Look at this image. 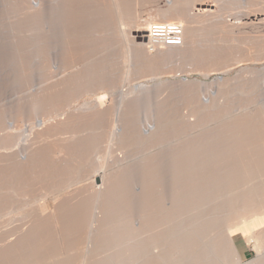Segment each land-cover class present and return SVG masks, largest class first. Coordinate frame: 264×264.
<instances>
[{
    "label": "rangeland",
    "instance_id": "374dc122",
    "mask_svg": "<svg viewBox=\"0 0 264 264\" xmlns=\"http://www.w3.org/2000/svg\"><path fill=\"white\" fill-rule=\"evenodd\" d=\"M116 1L118 10L112 0H50L51 9L42 12L29 10L24 0L20 6H25L26 11L18 8L22 14L17 10L9 12L5 14V25L0 23V45L5 55L0 82V264H18L23 258L26 263L33 262L38 256H41L38 260L43 261L42 256L47 260V254L58 258L66 256L65 243L74 242L78 236L82 237L81 241L86 239L84 244L92 248V255L97 254L93 256L95 262L88 264H96V261L98 264L99 250L103 248L110 249L116 243L122 246L124 241L123 246L127 242L126 246L131 248H138L143 241L149 243L147 239L146 242L124 233L141 231V237L146 238L148 235L143 233L146 229L142 231L146 225L150 226L149 231L153 227L155 236L168 241L166 231L172 229L167 227L162 231L160 227L170 226L175 220L179 222L177 218L184 223L197 207L192 199H203L201 189L215 194L224 175L231 179L229 168L236 166L232 159L242 150V139L264 138V100L261 98L264 86L256 83L252 93L246 88L249 80L257 82L258 72L264 69V0H194L193 3L184 0L187 2L182 1L184 4L180 0L179 3L177 0ZM24 12L30 21L24 19ZM52 13H57V17L51 16ZM46 15H50L51 20L48 17L45 20ZM118 16L123 17L122 21ZM163 17L165 21L161 20ZM42 21L50 22V26L44 24L46 27H43L46 39L48 32H57L62 49V55L59 54H66L65 59L64 56L60 59L71 65L62 63L64 66H60L56 61L60 59L52 61L41 53L34 65H30L29 60L33 61L36 54L25 48L24 32L26 38L35 37ZM173 22L200 30L194 41L202 45L196 43L189 57L158 64L159 69L153 58L156 52L152 51L150 58L145 55L135 45L140 41L135 36L151 24ZM18 33L23 35V44L19 42ZM153 67L159 70L154 71ZM61 71L66 75L60 79ZM35 72L36 76H32ZM228 79L234 80L233 87L229 88L233 82L229 81L228 85ZM153 86L163 91L160 97L164 96L156 99V107L153 101L148 111L149 116L151 114L148 128L143 129L141 124L138 127L140 138L151 140L140 144L126 134L124 138L122 129L127 123L128 108L137 111L142 94ZM176 86L185 91L200 90L198 113H191L193 107H189L190 111L185 101L188 98L174 91ZM219 87L220 95L212 101L219 104V109H207L208 98ZM260 112H263L261 116ZM156 114H165L161 116L169 124L161 136L153 138L150 133L151 137L147 138ZM51 130H55V136ZM45 132L49 136L44 137ZM215 141L217 146L213 144ZM172 165L179 166L177 177L163 182L162 173H168ZM260 166L263 164H255V167ZM137 171L143 180L139 187L141 197L131 181L133 172ZM228 172L230 177H227ZM92 183H97L100 189L101 197L97 201L93 199L97 191ZM191 201L195 207L191 206ZM251 212L248 213L250 222L263 226L264 209ZM242 213L238 210L236 214L242 216ZM82 216L87 217L85 230L79 227ZM240 219L242 221V218H234L230 224L235 225ZM162 232L166 235L161 236ZM115 234L119 240L121 238L120 243L112 238ZM89 236L92 238L87 242ZM234 242L241 262L257 257V250L249 246L241 234L235 236ZM162 247L158 249L163 251ZM27 251L30 254L34 251L33 261ZM73 252L72 260L76 256ZM58 258L53 262H59ZM155 262L151 264L159 263Z\"/></svg>",
    "mask_w": 264,
    "mask_h": 264
},
{
    "label": "bare ground",
    "instance_id": "6f19581e",
    "mask_svg": "<svg viewBox=\"0 0 264 264\" xmlns=\"http://www.w3.org/2000/svg\"><path fill=\"white\" fill-rule=\"evenodd\" d=\"M4 0H0V23L2 22V25L4 24L5 25V22H7V18L5 14L9 13V12H13V11H16L18 8V10H24L23 7L25 6H20L23 4L24 0H9L8 2H6L4 4L3 2ZM156 1V0H155ZM178 1V0H177ZM181 2L184 1V0H180ZM232 1V0H231ZM26 2V0H25ZM49 2L50 0H27V7L29 8V10H41L42 12H46L48 11V9H51L50 6H49ZM145 2V1H144ZM187 2H189L187 0ZM186 1H184V3H187ZM191 3L194 2V0L190 1ZM113 5L117 8L118 10V4L116 0H112ZM156 3V2H155ZM179 3V1H178ZM176 2V4H178ZM183 3V2H182ZM181 3V4H182ZM183 3V4H184ZM152 4V3H151ZM175 4V5H176ZM181 4H179V6H181ZM182 4V5H183ZM153 5V4H152ZM174 5V6H175ZM155 6V5H154ZM177 6V5H176ZM176 6H175V9H176ZM21 7V8H20ZM140 7V6H139ZM134 8V7H133ZM156 8V7H155ZM158 8V7H157ZM178 8V6H177ZM17 10V11H18ZM18 11V12H20ZM26 11V10H24ZM17 12V13H18ZM23 12V11H22ZM16 13V12H15ZM25 13V12H24ZM23 13V14H24ZM19 14H22L21 12ZM57 13H52L51 16H56ZM167 16V15H166ZM164 16V17H166ZM24 19H27L28 21H30V18L29 15L27 14V12L25 13L24 15ZM28 17V18H27ZM48 17V19L51 20L50 18V15H46V17H44V19L46 20ZM120 18V16H118ZM162 18L161 20L165 21L166 18ZM168 17V16H167ZM34 18V17H32ZM36 18V17H35ZM43 19V20H44ZM123 19V17H122ZM122 19L120 18L119 20L122 21ZM32 20V19H31ZM41 20V19H40ZM118 20V19H117ZM54 27L56 26V28L58 27L56 23H54V21H52ZM56 22V21H55ZM117 22V21H116ZM43 23V24H42ZM41 23V27L40 29L37 31V35L34 37L32 36V38H30L29 36L26 38L25 35L26 33L24 32V39L26 40L27 42V45L25 48H27V50L29 51H32L34 50L35 52H33L34 54H36L35 56H33V61L30 59V65L32 63L31 66L34 65V61L36 59H38V57L40 56L39 53H41L43 56L45 57H51L52 61L53 60H56V58L60 59L64 56V59H65V53L63 52V56L62 55V49L61 47L59 48V36L56 33L54 34H51V32H48L47 34V37H48V40L46 39V35H44V28L43 27H46L44 26V24L50 26V22L48 23L47 21H42ZM173 23H177V24H180L182 27H183V37H182V42H181V45H178V46H171V47H163V46H151L150 45V41H148V36H147V32H148V29H149V26L147 27V29H140L137 33V35L135 36L137 38V40H140V41H137L135 45H137V47H139L141 49V51L144 53L145 52V55H149L148 57H152V55H150V53L152 51H155L154 55H153V58L156 59V61L154 62V60L152 62L156 63V67H158L160 69V67L158 66V64L161 66V64H164L165 62H171V61H179L183 58H186V57H189L192 53V51L194 50L193 47L195 46L196 43L198 44H201L202 43H199L198 41H194L195 37H198L197 35H200L198 34L200 32V30L198 31L196 28H192V27H188V25L185 26L180 23V22H173ZM120 24V23H119ZM154 24H161V23H154ZM162 24H172V23H162ZM153 25V24H151ZM117 28V26H116ZM123 29V28H121ZM199 29V28H198ZM123 31V30H122ZM20 32V31H18ZM53 33V32H52ZM125 33V32H124ZM119 35V34H118ZM124 36V35H123ZM126 36V34H125ZM18 38H19V42H21V44H23V35L19 34L18 33ZM117 39V38H116ZM127 37L124 39L125 42H127ZM195 42V43H194ZM194 43V45H193ZM197 44V45H198ZM196 45V46H197ZM200 47V46H199ZM3 47H1L0 45V82L2 81V76L3 75V66H1V63L3 60H5V55L3 53ZM39 48V49H38ZM59 49H61L59 51ZM139 49V50H140ZM252 49V48H251ZM250 52V51H249ZM61 53V55L59 54ZM142 53V54H143ZM144 55V56H145ZM69 56V54H68ZM4 58V59H3ZM72 58V57H71ZM56 60L60 66H64L65 64L67 65H71L69 63H66L63 61H66V60ZM70 59V58H69ZM145 59H146V56H145ZM144 59V60H145ZM152 60V59H151ZM158 60V61H157ZM55 61V62H56ZM62 61V62H61ZM150 61V60H148ZM147 61V62H148ZM217 61V60H216ZM73 62V61H72ZM77 62V60H76ZM150 62V63H152ZM158 62H161V63H158ZM224 62V61H223ZM64 65H63V64ZM75 63V62H74ZM217 63V62H216ZM219 63V62H218ZM62 64V65H61ZM214 64V63H213ZM220 64V63H219ZM223 64V63H222ZM56 65V64H54ZM58 65V64H57ZM216 65V64H215ZM210 66V65H208ZM67 68V66H65ZM70 67V66H69ZM149 67H152L149 65ZM155 67V65H154ZM153 67V68H154ZM57 68H59L57 66ZM64 67H62L63 69ZM65 68V69H66ZM152 68V69H153ZM158 68H154V71H157ZM60 68V70H62ZM70 69V68H69ZM73 69V68H72ZM107 69V68H106ZM111 69V68H110ZM151 69L150 72H153ZM156 69V70H155ZM158 69V70H159ZM63 71V70H62ZM61 71V72H62ZM71 71V69H70ZM103 71V70H102ZM110 71V70H109ZM60 72V73H61ZM105 72V70H104ZM111 72V71H110ZM59 73V72H58ZM62 72L60 76V79L63 77H65L66 73ZM108 73V72H107ZM252 73V72H251ZM259 79L256 80L257 82H254L252 80H249L250 82L247 84L246 88L248 90L249 93H252L255 88H256V83H260L264 86V69L260 70L259 72ZM32 76H36V72L33 74L31 73ZM71 74V73H70ZM73 74V73H72ZM104 74V73H103ZM91 75V74H90ZM107 75V74H105ZM30 76V75H28ZM102 76V74H101ZM103 77V76H102ZM67 78V77H66ZM89 78V77H88ZM94 78V76H93ZM69 79V78H67ZM66 81V80H65ZM64 81V82H65ZM102 81V80H101ZM229 81H232L233 84L230 87H233L235 82L234 80H230L228 79L227 83L229 85ZM59 82V81H57ZM224 82V81H223ZM230 82V84L232 83ZM72 83V82H71ZM100 83V82H99ZM221 83V82H220ZM61 85H63L62 83H60ZM66 84V83H65ZM84 84V83H83ZM87 86L88 87V82H86ZM223 85L226 86V83H222ZM90 85V84H89ZM227 85V86H228ZM68 86V85H66ZM56 87V86H55ZM62 87V86H61ZM223 87V86H222ZM67 89V87H65ZM91 88V87H89ZM88 88V89H89ZM224 88V87H223ZM228 88V90H230ZM84 89V88H83ZM226 87L223 89L224 91H226ZM52 90H55V89H52ZM63 90V89H62ZM221 90V87H219L217 89V91L215 92V94H212L210 95V98H208V101L206 103V108L207 109H219L218 108V105L213 101V99L216 98L217 95H220L219 92ZM227 90V91H228ZM87 91V90H86ZM162 90L158 87V86H153L151 89L149 90H146L144 91V93L142 94V98L137 102V104L139 105V108L138 110L134 111V108H128L129 111L126 113V119H127V123L126 125H124L123 129H122V134H123V131H124V136L126 134V136L128 138H133L134 141H138V143L140 144H146L147 141H150L151 139L149 140H145V139H142L140 138L139 136V129L138 127L140 126V124L142 125V128L144 129V127L147 129L148 127V122H149V109H151L150 107H152L151 105L153 104V101H155V107H156V99H161L162 97H160V92ZM165 91V90H164ZM174 91L178 92L179 94L181 95H184V97L186 96L187 100L186 101V106L189 107H193L192 109L194 110V112H191V113H198L199 112V106H198V96H199V91L198 89H194L193 90H182L181 86H176L174 88ZM202 91V89H201ZM55 92V91H54ZM89 92V91H88ZM163 92V91H162ZM57 93V91H56ZM166 93V92H165ZM168 93V92H167ZM166 93V94H167ZM55 94V93H53ZM68 94V93H67ZM163 94V93H162ZM165 94V95H166ZM169 94V93H168ZM160 97V98H159ZM53 98V96H52ZM262 100H264V95L261 96ZM66 99V98H65ZM158 100H157V103H158ZM62 103V102H61ZM60 103V104H61ZM185 104V103H184ZM63 105V104H62ZM154 105V104H153ZM60 106V105H59ZM131 107V106H130ZM11 108V107H10ZM154 108V107H153ZM157 109V108H156ZM190 109V108H189ZM154 110V109H153ZM152 110V111H153ZM9 111V110H8ZM7 111V112H8ZM104 111V110H103ZM106 111V110H105ZM107 111H110L107 109ZM149 111V112H148ZM157 111V110H156ZM156 111L154 113H156ZM191 111V109H190ZM102 113V112H101ZM110 113V112H109ZM153 114V112H152ZM260 116L261 114H263V112H260L258 113ZM100 115V114H99ZM163 115V114H161ZM160 114H156V120L154 122V127L152 130H149V133H147V138L150 136V133L152 134V136H154L153 138H157L159 136H161L165 130V128L167 127V124H169V121L167 122L166 119L161 116ZM8 116V115H7ZM92 116V115H91ZM101 116V115H100ZM74 117V116H73ZM92 118V117H91ZM102 118V117H101ZM109 118V117H108ZM124 118V119H125ZM169 118V117H168ZM104 119V118H103ZM68 121V119H67ZM103 122V121H101ZM59 123V122H58ZM244 123V122H243ZM241 124V122H240ZM64 125V124H63ZM62 125V126H63ZM65 125H67V123H65ZM64 125V126H65ZM70 125V124H69ZM245 125V124H244ZM108 126V125H107ZM246 126V125H245ZM244 126V127H245ZM54 127V126H53ZM52 128V126H51ZM55 128V127H54ZM61 128V127H60ZM101 128V127H100ZM99 128V129H100ZM103 128V127H102ZM101 128V129H102ZM49 129V128H47ZM60 130V129H59ZM53 131L54 135L52 134V136H55V130H51ZM48 132V131H47ZM59 132V131H58ZM62 133V131H61ZM105 133V132H104ZM50 134V132H49ZM60 134V133H59ZM121 134V135H122ZM44 135V134H42ZM49 136L46 132H45V136L46 137ZM58 134L56 133V136ZM120 135V137H121ZM126 136L124 138H126ZM131 136V137H129ZM256 136V135H255ZM264 137V135H262ZM123 137V136H122ZM151 137V136H150ZM251 137V136H250ZM40 138V136L38 137ZM253 138V137H252ZM254 139H249V138H243L242 140H244L243 145V148L242 150L240 151V149H238L239 151V154L237 155L236 152H234L237 156L233 155L234 158L232 160H234L233 162L236 163V166L235 164L233 165L234 167H231L229 169L232 170V175L229 174L228 172V175L227 177H230L231 176V179L230 178H224L226 175H224L223 178H221V183L219 181V178H216L215 180H218L217 183H220L219 186L217 187L218 190H216V193L213 194V193H209L208 192V189L207 191L205 190H202L201 188V198L203 199H200L199 200H195V199H192L194 200V203L196 204L195 206L196 209H192L191 211L193 212L192 214H190V216H188L187 218H185V221L184 223L180 222V220L177 218V220L180 222H176V225L172 226V224H174L175 222H171L170 223V226H168L169 222L167 223L168 225L164 228L163 224L162 226L163 227H160V230L162 229H165L168 227V228H171L170 230L171 231H166L167 233V239H161L159 238L158 235L155 236V234H153L152 232L155 233L154 229L152 230L151 228V232L149 231V228L148 226L149 225H146V228H143L142 231H144L146 229V231H144L143 233L145 235H148L150 237H146L143 236L141 237V231L138 232L137 234L136 233H133L130 232V231H124L125 234H130L128 236L131 237V235H135V237H137L136 239H139V240H149V243H146L144 244L143 242H140L141 246H139L138 248H131L130 246H126V244H128L127 242L124 244L125 246H123V243L125 242H122L121 245L122 246H116L118 243H116V245L114 244L115 247H113L112 245L110 247V249H108L107 247L106 248H103L101 250H99V252H101L100 254L98 252L99 255H101V258H100V261L98 264H151V263H154L156 260L159 262H155V263H158V264H264V225H260L258 226L259 223H257L256 221H253V222H250V218L248 216V213H252L251 211H255L257 208H260V209H264V138H261L259 139V137L257 138L254 137ZM257 138V139H256ZM123 139V138H122ZM41 140V139H40ZM35 141V140H34ZM34 143V142H33ZM214 146H217L218 145V142L215 141L214 143ZM219 148V147H218ZM240 148V147H239ZM58 149V148H57ZM61 150V149H60ZM237 151V150H236ZM57 153L61 152L59 151V149L56 151ZM226 152V151H225ZM246 152V153H245ZM254 154V155H250V156H246V154ZM60 154V153H59ZM227 154V152H226ZM233 154V153H232ZM224 156H225V153H224ZM230 156V155H229ZM233 156H230L231 158ZM246 156V157H245ZM6 157V156H5ZM9 157V156H7ZM203 157V156H202ZM229 157V158H230ZM239 157V158H238ZM4 158V157H3ZM10 158H13V157H10ZM204 158V157H203ZM223 158V156H222ZM228 158V157H227ZM33 159V158H32ZM224 159V158H223ZM226 159V157H225ZM6 160V159H5ZM9 161V160H8ZM33 161V160H32ZM7 162V161H6ZM4 162V163H6ZM8 163V162H7ZM230 164V163H228ZM228 164H227V170H228ZM232 164V163H231ZM254 164V165H253ZM255 164H263V166H260L261 168L259 167H255ZM10 165V164H9ZM8 165V166H9ZM177 165V164H176ZM174 166L172 165V167H169L170 171L168 173H165L162 175H164L162 181L163 182H166V181H172V177H177V170L179 169V166ZM93 165H91L92 167ZM174 166V167H173ZM231 166V165H230ZM254 166V167H253ZM27 167V166H26ZM35 167V166H34ZM90 167V168H91ZM29 168V167H28ZM31 168V167H30ZM172 168V169H171ZM27 170V169H26ZM33 170V169H32ZM31 170V171H32ZM230 170V172H231ZM29 171V170H28ZM85 171V170H83ZM229 171V170H228ZM230 175V176H229ZM87 177V176H86ZM85 177V178H86ZM131 181L133 182V186H134V189L135 191L137 192L136 194L138 195V197H141L142 194H141V191L139 190V187L140 185L142 184L143 180L141 179L142 177H140V172H133L132 176H131ZM104 179V178H102ZM101 179V180H102ZM98 181L100 179H97ZM96 181V180H95ZM161 181V182H162ZM98 183V182H97ZM96 183V184H97ZM103 183V182H102ZM153 183V182H152ZM90 184V183H89ZM93 184V183H92ZM95 184V183H94ZM92 185L91 187L93 189H95L96 194H93L95 196H93L94 200H99V198L101 197L100 194H99V187L95 185ZM101 184V183H100ZM149 184H150V181H149ZM99 185V184H98ZM102 185V184H101ZM101 185H99L101 187ZM90 186V185H89ZM103 186V185H102ZM86 188V187H85ZM91 188V189H92ZM207 188V187H206ZM88 189V188H87ZM204 189V188H203ZM210 189V187H209ZM155 189H152V191H154ZM83 191V190H82ZM88 191L90 192V190L88 189ZM213 191V190H212ZM87 190L85 191V193H83L84 195L86 194ZM88 192V194H89ZM215 192V191H213ZM87 194V195H88ZM92 194V193H90ZM102 195V194H101ZM89 196V195H88ZM92 196V195H91ZM234 197V198H233ZM95 201V202H96ZM149 201V200H148ZM157 201V200H156ZM185 201V200H184ZM183 201V202H184ZM190 201V200H189ZM188 202V201H187ZM186 202V203H187ZM193 201L189 202L190 204L192 203ZM185 203V204H186ZM188 203V205H189ZM150 204V203H149ZM162 204V203H161ZM152 204H150L151 206ZM154 206V204H153ZM157 206V205H156ZM162 206V205H161ZM191 206H194L191 204ZM194 206V207H195ZM163 207V206H162ZM193 207V208H194ZM169 208V207H167ZM155 209V208H154ZM163 209V208H162ZM24 210V208L22 209ZM240 210L241 212H243L242 216H238L236 213L237 211ZM195 211V212H194ZM160 212V211H159ZM177 213V212H176ZM187 213V212H186ZM187 213V214H188ZM159 214V213H158ZM186 214V216H187ZM87 216V215H86ZM90 216V215H89ZM158 216V215H157ZM156 216V218H157ZM83 217V218H82ZM81 219L82 222H80V228L81 230H83L85 227H84V224L86 225V218L85 216H82ZM161 217H163L161 215ZM173 217V216H172ZM179 217V216H178ZM181 217V216H180ZM80 219V217H78ZM90 218V217H89ZM88 218V219H89ZM93 218H94V215H93ZM152 218V217H151ZM154 218V216H153ZM160 218V217H159ZM182 218V217H181ZM234 218H242V221L240 219L241 222H239L238 220V223L234 225V223L230 224L231 221L234 219ZM80 219V221H81ZM87 219V220H88ZM110 219V218H109ZM148 219V218H147ZM167 219V218H166ZM175 219V218H174ZM184 219V218H182ZM96 220V219H95ZM151 220V219H150ZM155 220V219H154ZM158 220V218H157ZM173 220V218H172ZM78 221V220H77ZM105 221V220H104ZM153 221V220H151ZM65 222V221H64ZM90 222V221H89ZM143 222V221H142ZM163 222V220H162ZM261 222V221H260ZM66 223V222H65ZM69 223V222H68ZM111 223V222H110ZM145 223V222H144ZM156 223V222H155ZM165 223V222H164ZM76 224V223H75ZM102 224V223H101ZM109 224V223H108ZM143 224V223H142ZM90 224H88L89 226ZM107 225V224H106ZM136 225V224H135ZM159 225V224H158ZM240 225L243 226V228H240ZM47 226V225H46ZM72 226V224H71ZM142 226V225H141ZM157 226V225H155ZM161 226V225H160ZM65 227V226H64ZM68 227V226H67ZM73 227V226H72ZM78 227V228H79ZM90 227V226H89ZM139 229V226L137 225L136 226ZM150 227V226H149ZM45 228V227H44ZM66 228V227H65ZM77 228V227H75ZM92 228V227H91ZM97 228V227H95ZM157 228V227H156ZM68 229V228H67ZM93 229V228H92ZM142 229V228H141ZM233 229V230H231ZM47 230V229H46ZM69 230V229H68ZM72 230V229H71ZM70 230V231H71ZM79 230V229H78ZM85 230V229H84ZM98 230V229H97ZM135 229H133V232ZM148 230V231H147ZM158 230V229H157ZM159 230V231H160ZM168 230V229H167ZM231 230V231H229ZM76 231V230H75ZM89 231V230H87ZM163 231V230H162ZM64 232V230H63ZM73 232V231H72ZM70 232V233H72ZM80 232V231H79ZM84 232V231H83ZM82 231L80 233H83ZM152 233L150 235V233ZM158 232V231H157ZM156 232V233H157ZM161 232V231H160ZM165 232V231H164ZM162 232V233H164ZM65 233V232H64ZM69 233V231H68ZM76 233V232H75ZM85 233V232H84ZM91 233V232H90ZM94 233V232H93ZM99 233V232H98ZM123 233V232H122ZM142 233V234H143ZM149 233V234H148ZM161 233V236L162 235H166V233L162 234ZM73 234V233H72ZM89 234V233H88ZM112 234V233H111ZM120 234V233H119ZM139 234V235H138ZM143 234V235H144ZM237 234H241V236H244L246 239H247V244L249 246H253L256 250H257V257L254 259V260H251L249 262H246V263H243L241 262L240 260V256L238 254V251L236 249V246H235V242H234V239H235V236ZM66 235V233H65ZM82 235V234H81ZM85 235V234H84ZM83 235V236H84ZM91 235V234H90ZM114 235V234H113ZM117 234H115L114 237H112L114 240H119L118 239V236L116 237ZM124 236V234H122ZM120 235V237L122 236ZM70 236V235H69ZM112 236V235H111ZM110 236V238H111ZM158 236V237H157ZM97 237V236H96ZM85 238V237H84ZM91 236L87 237V242L91 241ZM106 238V237H105ZM37 239V238H36ZM69 239V238H68ZM82 240V237L78 236L76 239H74V242L72 243H65L66 244V248H67V254L66 256H62V257H56V255L54 256H49L48 255V258L47 260H44V257L42 256L43 258V261H41L42 259H39V257L41 256H38V258L36 259V257H34L35 261H33V258L31 257V255L33 254V252H29L28 254H30L29 257H31L32 261L33 262H27L28 264H74V262L76 261H79V264H88L89 261L90 262H93L94 259H93V256H96L97 254L95 255H92L94 254L93 251H90L92 248L91 246L89 248L91 249H88V247L85 246L84 244V241H86V239L83 241ZM116 240V242H118ZM121 240V238H120ZM119 240V243L122 241ZM146 240V242H147ZM40 241V239H39ZM100 242L101 239L99 240ZM177 241H179L177 243ZM36 242V241H35ZM71 242V241H70ZM87 242L86 245H87ZM108 242V241H107ZM106 242V243H107ZM110 242V241H109ZM115 242V241H114ZM105 243V244H106ZM33 244V243H32ZM38 244V242H37ZM94 244V243H93ZM104 244V245H105ZM109 244V243H108ZM112 244V243H110ZM167 246V249L166 250V246ZM178 244V246H177ZM182 244V245H181ZM102 245V244H101ZM120 245V244H119ZM174 245V246H172ZM179 245H181L182 247H180ZM42 246V245H41ZM89 246V245H87ZM107 246V244H106ZM163 246V247H162ZM172 246V247H171ZM51 247V246H49ZM48 247V249H49ZM95 247V246H94ZM158 247H162L163 248V251H161L160 249H158ZM102 248V247H101ZM33 250V248H31ZM36 249V248H35ZM47 249V250H48ZM74 250V252H76V256H73V260H72V257H70V255H73L71 252L72 250ZM8 250V249H7ZM29 250V249H28ZM38 250V249H37ZM42 250V249H41ZM40 250V251H41ZM56 250V249H54ZM95 250L97 251L96 247H95ZM94 250V251H95ZM159 250L162 252H159ZM50 251V250H49ZM48 251V252H49ZM5 252V251H4ZM3 252V253H4ZM8 252V251H7ZM51 252V251H50ZM56 252V251H55ZM73 252V253H74ZM92 252V253H91ZM42 253V252H40ZM39 253V254H40ZM9 254V253H8ZM11 254V252H10ZM26 254V252H25ZM37 254V253H36ZM45 254V253H44ZM75 254V253H74ZM78 254V255H77ZM3 255V254H2ZM1 255V256H2ZM27 255V254H26ZM24 255V257L26 258L27 256ZM46 255V254H45ZM44 255V256H45ZM46 255V256H47ZM34 256V255H33ZM92 256V257H91ZM4 257V256H3ZM2 257V259H3ZM7 257V256H6ZM54 257V258H53ZM21 258H22V255H21ZM28 258V257H27ZM26 258V260H27ZM59 260V262H53L55 259ZM93 260H92V259ZM96 258H99L98 256ZM6 259V258H5ZM24 259V258H23ZM22 261L20 260V263L21 264H25L26 262H24L25 260ZM30 259V260H31ZM53 259V260H52ZM4 260V259H3ZM2 260V261H3ZM57 260V261H58ZM92 260V261H91ZM96 260V259H95ZM1 261V260H0ZM5 263H6V260H4ZM23 262V263H22ZM95 262V261H94ZM93 262V263H94ZM2 263V262H0ZM18 263V264H20ZM26 263V264H27ZM4 264V262H3ZM9 264V263H8ZM15 264V263H14ZM17 264V262H16ZM92 264V263H91ZM96 264H97V261H96Z\"/></svg>",
    "mask_w": 264,
    "mask_h": 264
},
{
    "label": "built area",
    "instance_id": "2783aa9c",
    "mask_svg": "<svg viewBox=\"0 0 264 264\" xmlns=\"http://www.w3.org/2000/svg\"><path fill=\"white\" fill-rule=\"evenodd\" d=\"M147 36L151 46H178L182 42L183 27L177 23L153 24L149 26Z\"/></svg>",
    "mask_w": 264,
    "mask_h": 264
},
{
    "label": "crops",
    "instance_id": "0c3cea01",
    "mask_svg": "<svg viewBox=\"0 0 264 264\" xmlns=\"http://www.w3.org/2000/svg\"><path fill=\"white\" fill-rule=\"evenodd\" d=\"M239 253V252H238ZM239 255H240V253H239ZM241 256V255H240Z\"/></svg>",
    "mask_w": 264,
    "mask_h": 264
}]
</instances>
